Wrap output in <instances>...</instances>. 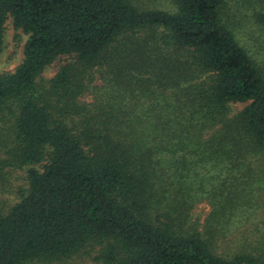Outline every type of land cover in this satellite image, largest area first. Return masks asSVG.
Segmentation results:
<instances>
[{
  "label": "trees",
  "instance_id": "obj_1",
  "mask_svg": "<svg viewBox=\"0 0 264 264\" xmlns=\"http://www.w3.org/2000/svg\"><path fill=\"white\" fill-rule=\"evenodd\" d=\"M170 3L0 0V52L7 19L28 36L0 75V192L27 168L0 264H264V234L228 238L264 209V65L225 0Z\"/></svg>",
  "mask_w": 264,
  "mask_h": 264
},
{
  "label": "rangeland",
  "instance_id": "obj_2",
  "mask_svg": "<svg viewBox=\"0 0 264 264\" xmlns=\"http://www.w3.org/2000/svg\"><path fill=\"white\" fill-rule=\"evenodd\" d=\"M135 6H141L148 9L163 10L174 12L175 8L170 0H131ZM264 6V0H225V10L222 13L224 24L233 32L239 46L252 59L255 65H264V29L257 26L251 15L254 9ZM28 36L21 30H16L11 19H7L4 26L3 44L0 52V75L4 73H12L23 60L24 45ZM60 61H55L47 67L41 74L42 79H51L58 67ZM243 105H237L233 109L238 111ZM27 168L17 170L13 177L11 188L2 193L0 192V212L7 213L8 210L19 200L16 192L25 185V174ZM26 187V185H25ZM209 212L208 206L200 203L194 210L195 218L203 220ZM252 217L248 222L243 220L238 224L237 230L232 231V235H238L245 230L251 231L252 236H260L264 234V209H252L250 211ZM97 249L88 250L74 255L69 260L60 264H101L95 260Z\"/></svg>",
  "mask_w": 264,
  "mask_h": 264
}]
</instances>
